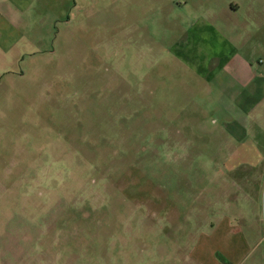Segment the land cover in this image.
<instances>
[{
    "label": "rangeland",
    "instance_id": "obj_1",
    "mask_svg": "<svg viewBox=\"0 0 264 264\" xmlns=\"http://www.w3.org/2000/svg\"><path fill=\"white\" fill-rule=\"evenodd\" d=\"M229 1L0 0V264H264V171L211 128L255 76L179 55L196 16L227 35L198 10ZM240 3L264 46V0ZM247 119L264 142V98Z\"/></svg>",
    "mask_w": 264,
    "mask_h": 264
},
{
    "label": "crops",
    "instance_id": "obj_2",
    "mask_svg": "<svg viewBox=\"0 0 264 264\" xmlns=\"http://www.w3.org/2000/svg\"><path fill=\"white\" fill-rule=\"evenodd\" d=\"M240 2L241 0H230L217 9L210 7L197 9L198 11L207 10L209 17L213 19L224 15L223 22L229 27L228 33L221 36L215 29L213 20L208 18L210 21L208 22L205 18L196 16L187 27L189 35L183 42L179 55L183 60L188 61L196 74L207 75L208 82L222 72L224 75L238 77L255 76L254 79L245 78L239 81V95L233 102V108L226 105L216 106L218 113L213 115L211 128L215 133L219 130L224 131L225 141L237 142L236 148L228 153V156L232 158V168L245 165L250 168V172H255L260 166L264 171V142L258 139L259 132L251 130L247 119V113L253 105L264 98V67L253 69L246 63L250 56L254 58L256 51L262 52L264 46L263 42L253 41V46L248 47L244 37V33H247L246 29L247 31L250 28L260 30L263 9H261L262 5L242 6ZM16 29L6 21H1L0 32L3 34V41L12 42L13 38H17L19 34ZM238 29L241 31L239 37L233 32ZM255 100L257 102H254ZM258 128L263 130V120ZM243 133L246 135L243 136ZM250 133L253 134L251 137H249ZM225 146L228 147L227 142ZM256 177V175L253 176L251 181ZM251 184L253 185V182Z\"/></svg>",
    "mask_w": 264,
    "mask_h": 264
}]
</instances>
